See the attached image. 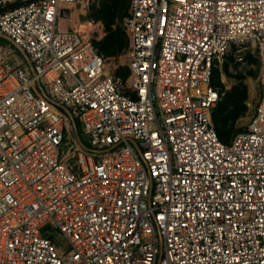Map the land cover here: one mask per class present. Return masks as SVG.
Instances as JSON below:
<instances>
[{"label":"built area","instance_id":"2783aa9c","mask_svg":"<svg viewBox=\"0 0 264 264\" xmlns=\"http://www.w3.org/2000/svg\"><path fill=\"white\" fill-rule=\"evenodd\" d=\"M83 2L0 9L33 67L0 43V264H264V0H130L127 93L58 27ZM244 43L261 96L225 143L213 74Z\"/></svg>","mask_w":264,"mask_h":264},{"label":"rangeland","instance_id":"374dc122","mask_svg":"<svg viewBox=\"0 0 264 264\" xmlns=\"http://www.w3.org/2000/svg\"><path fill=\"white\" fill-rule=\"evenodd\" d=\"M27 1L29 0H0V9ZM129 3L130 0L127 13L119 16V13L116 14L115 11L119 0H85L76 6L64 5L58 19V27L61 31L75 30L85 40L94 44L105 57L108 69L115 73L126 93L131 86L128 68L129 32L125 23L129 13ZM72 13H75V17ZM114 13L116 15L114 21H110ZM70 17H73L71 21ZM79 24L85 25L86 28L79 30L77 27ZM121 37L127 46L122 51L111 55L110 52L113 51L117 40H122ZM0 43L4 45L8 42L0 39ZM13 52L21 58L18 50L15 52L13 49ZM240 56L244 57L243 61L238 60ZM260 75L261 64L257 52L249 43L232 47L223 62L217 66L215 79L223 93L221 101L214 110L213 121L224 142L229 143L237 133L247 128L255 114L261 96ZM71 146H73V133L69 132L67 147ZM59 241L63 244L60 239Z\"/></svg>","mask_w":264,"mask_h":264},{"label":"trees","instance_id":"16d2710c","mask_svg":"<svg viewBox=\"0 0 264 264\" xmlns=\"http://www.w3.org/2000/svg\"><path fill=\"white\" fill-rule=\"evenodd\" d=\"M128 1H129V0H119V4H118V6H117V8H116V10H115L117 13H116V12H115V13H116V14L119 13V16H120V15H124V14H126V13H127V8H128ZM24 3H26V2H24ZM21 4H23V3L15 4V5H13V6L9 7V8H13V7L19 6V5H21ZM5 9H7V8H5ZM115 13L111 16L110 21H114V18L116 17ZM114 16H115V17H114ZM121 38H122L121 41H120V39H119V40H117V42L115 43V46H114V48H113V51L110 52L111 55H112V54H116V53L122 51V50L127 46V43L124 41L123 37H121ZM215 74H216V69L214 70V74H213V83H214L215 86L219 87L221 93H223L222 90H221L220 85L217 83V81H216V79H215ZM213 118H214V113H213ZM73 121H74V122H72V124H73V128H74L75 134H76L77 137L80 139L81 144H82L84 147L89 148V145H88V144L86 143V141L83 139V136H82V129H81V125H80V123H79L77 120H73ZM215 127H216V126H215ZM216 130H217V129H216ZM218 135H219V134H218ZM219 138H220V136H219ZM220 139H221V138H220ZM221 140H222V139H221ZM222 141H223V140H222ZM223 142H224V141H223ZM225 143H228V142H225Z\"/></svg>","mask_w":264,"mask_h":264},{"label":"water","instance_id":"95a60500","mask_svg":"<svg viewBox=\"0 0 264 264\" xmlns=\"http://www.w3.org/2000/svg\"><path fill=\"white\" fill-rule=\"evenodd\" d=\"M0 39H3L5 41L11 43L18 50V52L22 55V57L26 60L30 69L33 72V67H32L31 61H30L29 57L26 55V53L23 51V49L18 44H16L9 36H7L5 34L0 33ZM62 109L70 116V112L68 109H66L64 107H62ZM72 122H74V121L72 120Z\"/></svg>","mask_w":264,"mask_h":264},{"label":"bare ground","instance_id":"6f19581e","mask_svg":"<svg viewBox=\"0 0 264 264\" xmlns=\"http://www.w3.org/2000/svg\"><path fill=\"white\" fill-rule=\"evenodd\" d=\"M70 6V5H69ZM78 12V11H77ZM76 13V12H75ZM75 13H72L73 14V16L75 17ZM71 14V15H72ZM71 18L73 19V17H70V21H71ZM67 20V19H66ZM77 20V19H76ZM77 27H78V29L79 30H84V28H86V26L85 25H82V24H79V25H77Z\"/></svg>","mask_w":264,"mask_h":264}]
</instances>
